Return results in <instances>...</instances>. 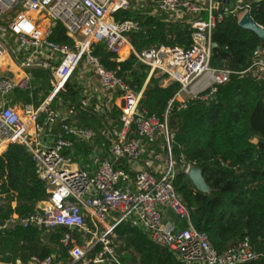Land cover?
Instances as JSON below:
<instances>
[{"label": "built area", "instance_id": "2783aa9c", "mask_svg": "<svg viewBox=\"0 0 264 264\" xmlns=\"http://www.w3.org/2000/svg\"><path fill=\"white\" fill-rule=\"evenodd\" d=\"M252 1L0 0V155L10 144L28 146L47 191L32 214L20 217L14 212L0 223V229L37 226L47 231L59 227L74 230L66 231L60 239L68 252L67 262L57 260L56 253L33 255L27 262L20 257L7 261L13 257L7 251L0 254V264H124L114 232L121 221L137 225L187 264H264V252L257 251L248 236L219 251L194 225L174 185L177 169L171 153L174 133L168 125V112L162 119L141 109L144 87H132L116 70L106 68L94 52L95 44L104 43L118 64L134 56L149 68L147 81L156 72L167 81L162 87L179 84L170 104L177 101L178 109L187 108L191 100L211 99L218 86L229 80L232 70L211 65L212 31L228 15L237 16L240 22L250 14ZM129 9H146L149 14L164 15L166 21L192 16L188 18L193 28L191 46L161 44L138 51L129 34L140 28L139 20L117 21L114 17L116 12ZM58 24L65 27L70 43L51 39ZM83 69L99 82L96 90L91 89L90 76L85 89L83 103L91 113L111 109L114 93L119 92L120 116L102 130L110 150V156L102 159L97 156L96 131L74 121L77 106L54 105L69 79ZM37 71L48 73L50 95L38 105L21 101L14 105L17 90L34 88ZM246 71L264 75V42L253 51ZM94 95L98 100L91 106ZM161 136V147L168 155L153 152L163 163L151 169L152 162L145 160L147 145L153 146ZM76 142L91 147L94 165L84 168L75 164ZM125 158L133 160L135 178L119 166ZM164 205L186 225L166 219L161 209ZM115 216L118 218L112 223Z\"/></svg>", "mask_w": 264, "mask_h": 264}, {"label": "trees", "instance_id": "16d2710c", "mask_svg": "<svg viewBox=\"0 0 264 264\" xmlns=\"http://www.w3.org/2000/svg\"><path fill=\"white\" fill-rule=\"evenodd\" d=\"M206 15L204 12L203 17ZM250 15L264 26V0L252 1ZM114 17L117 21L139 20L140 28L129 34L138 51L161 44L187 49L192 44L193 28L188 22L192 16L166 21L164 15L149 14L146 9H129L116 12ZM51 39L71 42L62 24L54 29ZM212 39L217 45L212 49L211 65L233 73L218 86L211 99L191 100L182 109H178L177 101L170 104L179 84L162 87V77L156 72L147 81L146 65L134 56L118 64L114 60L116 55L104 43L95 44L94 52L106 68L116 70L132 87L137 90L144 87L141 109L162 119L168 112V125L174 133L171 153L180 165L174 185L188 206L194 225L208 235L219 251L248 236L254 248L264 252V75L243 72L251 64L253 51L264 40L253 30L240 26L239 18L234 15L225 16L216 24ZM35 73L38 82L31 91L17 90L14 105L18 101L38 105L50 93L52 86L43 82H48V73ZM84 89L75 73L59 92L54 105L65 108L75 104L74 121L94 128L96 143L108 145L100 133L103 117L93 115L83 103ZM119 115L120 110L114 107V116ZM81 144L86 143L76 142L75 147L85 151ZM189 165L203 170L209 192L196 188L185 172ZM46 192L32 153L25 145L10 144L0 155V223L14 212L20 217L32 214ZM69 230L74 232L66 227L52 231L37 226L0 229V254L11 252L13 257L6 258L7 261L20 257L27 262L33 255L45 257L53 253L57 260H66L68 252L60 239ZM114 232L124 264H187L131 222H119Z\"/></svg>", "mask_w": 264, "mask_h": 264}, {"label": "crops", "instance_id": "0c3cea01", "mask_svg": "<svg viewBox=\"0 0 264 264\" xmlns=\"http://www.w3.org/2000/svg\"><path fill=\"white\" fill-rule=\"evenodd\" d=\"M85 71L86 70L83 69V72L82 71L76 72V77H77L78 81H80V83H84V87L86 89V88H88L89 77L90 76L93 77V74L91 72H85ZM84 73H85V75H84ZM93 82H94V84H93ZM90 83H91V89H93V90H96L99 87V82L94 77H93V81H90ZM161 83L162 84L163 83L164 84H167V81H162V79H161ZM85 89H84V92H83V100L85 98V96H84ZM116 93L117 94H115L113 96L112 100H111V104H113L111 109L105 108L102 112H99V113L93 112L92 113L93 115H96V116H99V117L100 116L103 117L104 126L102 127L100 133H101L102 137L105 138L106 140H108V139L102 134V130L104 128H106V127H110L111 124L113 123V122L111 123V121H113V120H114V123L113 124H115L116 121L119 118L118 116L117 117L114 116V107H118L117 104L119 103L118 102L119 93L118 92H116ZM94 94H95V92H94ZM96 100H98V97H96V95H94V97H92L91 100H90V105L93 106L95 104ZM104 100H107V99H104ZM74 120H75V117H74ZM95 144L97 146V156L100 159L106 158V157H109L110 156L109 141H108V145L107 144H103V143L102 144L95 143ZM162 144H164V142ZM81 145L85 147V151L79 150L76 147L77 155H76V158H75V164L77 166L84 167V168L85 167H90L91 165H94V162L90 159V152H91L92 149L89 147L88 144H81ZM159 146L161 147V145H159ZM152 148H153V146L147 145V149H146V152H145V158H146L145 160L146 161H149V162L151 161L152 162V165H154L155 156H153L154 155V153H153L154 151L152 150ZM124 161L125 160H123L122 163H124ZM161 164H159V165H161ZM120 165H121V162L119 163V166ZM151 168H152V166H151ZM132 169L135 170L133 168V166H132ZM135 176H136V174L134 175L133 178H135ZM169 220H171V219H169Z\"/></svg>", "mask_w": 264, "mask_h": 264}, {"label": "water", "instance_id": "95a60500", "mask_svg": "<svg viewBox=\"0 0 264 264\" xmlns=\"http://www.w3.org/2000/svg\"><path fill=\"white\" fill-rule=\"evenodd\" d=\"M225 1L229 2V0H225ZM256 1H260V0H256ZM230 7L233 8L234 4L231 3ZM221 10H223V6L221 7ZM239 24L243 28L253 30L258 34V36L261 39L264 40V27L261 24L257 23L249 13L243 16ZM216 45L217 44L214 42V46ZM26 150L30 151V148L26 146ZM185 172L188 174L189 178L192 180V182L199 191L209 192L211 190L209 185L205 181L203 170L200 167L195 165H189L186 167Z\"/></svg>", "mask_w": 264, "mask_h": 264}, {"label": "rangeland", "instance_id": "374dc122", "mask_svg": "<svg viewBox=\"0 0 264 264\" xmlns=\"http://www.w3.org/2000/svg\"><path fill=\"white\" fill-rule=\"evenodd\" d=\"M84 75H85V73H84ZM44 83H46L47 85H49L48 83H49V78H48V82L46 81H43ZM93 84H94V82H93ZM83 85H84V83H83ZM50 86V85H49ZM51 93V92H50ZM119 93V92H118ZM49 94V93H48ZM115 94H117L116 92L114 93V95ZM50 95V94H49ZM94 129V128H93ZM95 130V129H94ZM96 131V130H95ZM96 133H97V131H96ZM95 140H96V138H95ZM255 141L257 140L256 138L254 139ZM157 142V144H154L153 145V148H152V150L158 155V156H162V155H168V150L165 148H163V147H160L159 145H161L163 142H164V138L161 136L160 138H158L157 140H156ZM95 143H96V141H95ZM161 143V144H160ZM91 148V147H90ZM0 150H2V149H0ZM123 160H125L124 161V163H122L123 162ZM122 161H121V165H120V167H123L124 169H126L128 172H130L131 173V175H132V178L134 177V175L135 174H137V172L135 171V170H133L132 169V165H133V160H129V159H123ZM161 163H163V161L161 160V159H158V157H155V159H154V165L152 166V168L151 169H154V168H156L159 164H161ZM178 167H180V165L178 164V163H176L175 162V168L176 169H178ZM121 185H124L125 186V184H120V186ZM161 209H162V212H163V214H164V216H165V218L166 219H171L172 221H174L175 223H177L178 225H186V221L185 220H183L182 218H180L171 208H169L168 206H161ZM118 218V216H115L114 217V219H113V221H112V223L116 220ZM66 262L68 261V257L66 258V260H65ZM106 264H108V263H106Z\"/></svg>", "mask_w": 264, "mask_h": 264}]
</instances>
